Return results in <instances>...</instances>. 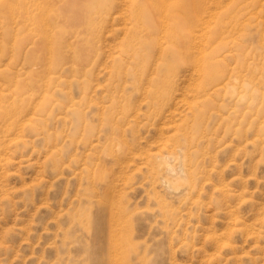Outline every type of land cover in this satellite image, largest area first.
<instances>
[{"label": "rangeland", "instance_id": "374dc122", "mask_svg": "<svg viewBox=\"0 0 264 264\" xmlns=\"http://www.w3.org/2000/svg\"><path fill=\"white\" fill-rule=\"evenodd\" d=\"M44 1L0 0V264H264V0H59L51 54Z\"/></svg>", "mask_w": 264, "mask_h": 264}, {"label": "bare ground", "instance_id": "6f19581e", "mask_svg": "<svg viewBox=\"0 0 264 264\" xmlns=\"http://www.w3.org/2000/svg\"><path fill=\"white\" fill-rule=\"evenodd\" d=\"M59 0H45L44 2H46V5L45 6H43V5H38V10L39 11H42L43 10V16H44V21H40L39 23L38 22H33V23H29V26L27 25V27H31V30H32V26L34 27L33 28V32H40V34H41V36H42V38H43V40L45 41V43H46V46L48 47L47 49V52L48 53H50L51 51L53 52L54 50H55V48H56V40H58L57 39V35L59 34V33H56V34H52V31H53V29L55 28L56 29V27H58L59 26V24L64 20V18L66 17V18H68L69 17V15H73V14H70V12L72 11H70V10H68L66 7H64V5H66V4H64L63 3V5L61 4H59L58 5V2ZM61 1H63V2H65L64 0H61ZM169 1H171V0H156V4L155 5H150V10L151 11H149V15L150 14H152V15H150V19H152V23L153 24H155V27L158 29V28H163L164 27V29L167 27V23L164 21V18H166V16H168V15H166L167 14V12L169 11V9H170V5H172V3H173V1L174 2H176V3H178V8H179V10L180 9H186V8H189V5H190V0H172L171 1V3H169ZM197 1V0H196ZM198 1H200V0H198ZM72 2V1H71ZM193 2H194V0H193ZM42 3V2H41ZM194 4V3H193ZM196 4V3H195ZM200 4H201V2H200ZM31 5H32V3H31ZM31 5H30V7H31ZM199 5V4H198ZM203 5H204V2H203ZM195 5H193V7H194ZM57 7H60V14L57 16V14L56 15H52L51 14V11L52 10H55V8H57ZM127 7V6H126ZM64 8V9H63ZM191 8V7H190ZM198 8V7H197ZM201 8V7H200ZM199 8V9H200ZM63 9V10H62ZM149 9V8H148ZM31 10V9H30ZM66 10V12H64ZM195 10V9H194ZM203 10V9H202ZM202 10H201V12H202ZM207 10H209L208 8H207ZM211 10V9H210ZM173 11H177L178 12V10L177 9H175V10H173ZM172 11V12H173ZM197 11V10H196ZM180 12V11H179ZM182 12V11H181ZM198 13L200 12V11H197ZM209 12V11H208ZM176 13V12H175ZM206 13H207V11H206ZM50 14L52 15V16H50ZM184 14V13H183ZM200 14V13H199ZM198 14V15H199ZM40 15V14H39ZM170 15H172V14H170ZM180 15H182L181 13H180ZM27 16V15H26ZM182 16H185V14L184 15H182ZM211 16V15H210ZM186 17V16H185ZM189 17V16H188ZM192 17V16H191ZM195 17H198V16H196L195 15ZM32 20L33 21H36L37 19V15H32ZM14 19V18H13ZM167 19L169 20V18L167 17ZM198 20H200L199 19V17L197 18ZM209 19V18H208ZM189 20H190V18H189ZM193 20V19H192ZM191 20V21H192ZM184 21V20H183ZM194 21V20H193ZM202 21V20H201ZM210 21V20H209ZM125 22V21H124ZM194 22H197V21H194ZM193 22V23H194ZM200 22V21H199ZM206 22V21H205ZM186 23H191V22H186ZM186 23H184V25H186L189 29H191V26L193 25V27L195 26V23L193 24L192 23V25H190V24H186ZM203 23V26H204V22H202ZM146 24V23H145ZM198 24V23H197ZM196 24V25H197ZM200 24H201V22H200ZM57 25V26H56ZM92 27V26H91ZM145 27V26H144ZM170 27H171V25H170ZM206 27H208V25L206 26ZM205 27V28H206ZM183 28V27H182ZM204 28V27H203ZM204 28V29H205ZM196 29H198V27L196 28L195 27V29L194 30H196ZM37 30V31H36ZM186 30V29H185ZM127 31V30H126ZM191 32H192V29L190 30ZM160 32H161V29H160ZM162 32H164V30L162 31ZM179 31L177 30V31H175L174 32V34L175 33H178ZM193 33V32H192ZM195 33V32H194ZM197 33V32H196ZM97 34V33H96ZM155 34H156V32H155ZM164 34V33H163ZM166 34V33H165ZM169 36V35H168ZM193 36H195L196 37V35H194L193 34ZM40 37V36H39ZM154 37V36H153ZM161 36H159V38H160ZM162 37H163V35H162ZM195 37H194V39H195ZM169 38V37H168ZM88 39H89V37H88ZM210 39V38H209ZM135 40H136V38H135ZM164 40V39H163ZM163 40H162V42H163ZM165 40H166V37H165ZM193 39H192V36H191V41H192ZM195 40H197V39H195ZM16 41V40H15ZM14 41V42H15ZM88 41V40H87ZM169 41H170V38H169ZM137 43L139 42V41H136ZM161 42V41H160ZM171 42V41H170ZM193 42V41H192ZM192 42H190V40H188L187 38H185L184 40H183V42H182V48L180 47L179 48V52H180V57H181V59L184 61V62H187V63H189L190 65H192V67H194V66H196L195 68L197 69V71H199V72H202V74H203V72L204 71H207V69H208V65H206L205 66V62H204V57H202V58H200V59H198V60H196V59H194L193 57H192V55H190V48H189V44L191 43L192 44ZM197 42V41H196ZM194 43V44H196L197 46H198V42L197 43ZM207 42V41H206ZM211 42V41H210ZM172 43H174L175 44V42H172ZM215 43H217V41H215ZM129 44H131V43H129ZM199 44H201L200 42H199ZM204 44V43H203ZM16 45V44H15ZM71 45V44H70ZM126 45V44H125ZM137 45V44H136ZM177 45V44H176ZM214 45V44H213ZM7 46V45H6ZM157 46V45H156ZM192 46V45H191ZM200 46V45H199ZM212 46V45H211ZM215 46V45H214ZM153 47V46H152ZM162 47V46H161ZM160 47V48H161ZM192 48V47H191ZM198 49H199V47H197ZM204 48H206V47H204ZM44 49H46L45 47L43 48V50ZM153 49V48H152ZM200 49L202 50V48L200 47ZM199 49V52H198V50H197V52L198 53H202V51ZM89 50V49H88ZM133 50V49H132ZM131 50V51H132ZM209 50V52H211L212 51V53H214L215 51H216V48L215 47H213L212 49H211V51H210V49H208ZM37 51H40L39 49L37 50ZM92 51V50H91ZM131 51H129V52H131ZM194 51H196V50H194ZM193 51V52H194ZM201 51V52H200ZM160 52V51H159ZM163 52V51H162ZM192 52V51H191ZM204 52V51H203ZM207 52V50L205 51V53ZM135 53V52H134ZM51 54V53H50ZM128 54V53H127ZM132 54V53H131ZM143 54V53H142ZM150 54H151V52H150ZM207 54V53H206ZM206 54H204V55H206ZM196 54H194V57H196L195 56ZM199 55V54H198ZM134 56V55H133ZM147 56V55H146ZM53 57V56H52ZM142 57V56H141ZM48 59V58H47ZM133 59V58H132ZM49 60V59H48ZM210 61H212V59L210 60ZM51 62V61H50ZM141 62V61H140ZM149 62V61H148ZM47 63V62H46ZM145 65H148V63L146 64V63H144ZM149 66V65H148ZM134 67V66H133ZM173 67V66H172ZM181 67H183V66H181ZM188 68H190V67H188ZM194 68V69H195ZM136 69V68H135ZM144 69H145V67H144ZM174 69V68H173ZM193 69V71H195ZM143 70V69H142ZM145 70H147V69H145ZM42 71V70H41ZM144 72V71H143ZM142 73V72H141ZM205 73V72H204ZM144 75H145V73H143ZM190 74V73H189ZM189 74H188V76L187 77H190L189 76ZM193 74V73H192ZM148 75V74H147ZM167 75V74H166ZM143 76V75H142ZM201 76V75H200ZM204 76V75H203ZM146 77V76H145ZM189 80H191L190 78H188ZM187 79V80H188ZM193 79V78H192ZM204 79V78H203ZM194 81H195V78L193 79ZM192 80V81H193ZM202 80V79H201ZM139 81H141V80H139ZM193 81V82H194ZM197 81V80H196ZM188 82V81H187ZM190 82V81H189ZM188 82V83H189ZM193 82H191V83H193ZM202 82V81H201ZM207 82V81H206ZM190 83V84H191ZM197 83V82H196ZM251 84V83H250ZM194 85V84H193ZM199 85V84H198ZM220 85V84H219ZM231 87L233 88V90H236L235 89V85H233L232 83H231ZM230 86V85H229ZM249 87L251 86V85H248ZM248 86L246 87V88H248ZM201 87V86H200ZM226 87V86H225ZM252 87V86H251ZM188 88V87H187ZM231 88V89H232ZM186 89V88H185ZM205 89V88H204ZM229 89H230V87H229ZM170 90H172V89H170ZM232 90V91H233ZM243 90V89H242ZM247 91H245V92H248V89H246ZM186 91V90H185ZM189 91H190V89H189ZM237 91V90H236ZM235 91V93H237ZM212 92V91H211ZM245 92L243 93V95L245 94ZM239 93V92H238ZM234 94V93H233ZM236 95V94H235ZM253 95V94H252ZM258 95V94H257ZM246 96H247V94H246ZM246 96H241V97H246ZM251 97H253V96H251ZM253 99H254V97H253ZM243 100H245V99H243ZM248 100H249V98H248ZM252 103H254V100H253V102ZM246 104H248V102L246 103ZM249 105V104H248ZM252 106L254 105V104H251ZM244 106V105H243ZM245 106H247V105H245ZM251 106V108H253ZM248 108V107H247ZM246 108V109H247ZM250 108V107H249ZM248 108V109H249ZM164 128V127H163ZM124 148V147H123ZM170 152V151H169ZM168 155V154H167ZM166 156V155H165ZM167 157V156H166ZM172 157L170 156V157H167L166 159H171ZM184 159V158H183ZM182 159V160H183ZM181 160V161H182ZM172 161V160H171ZM167 163V162H166ZM182 163H183V161H182ZM179 164V163H178ZM188 164V163H187ZM186 168V167H185ZM188 168V167H187ZM167 169L168 170H166V171H169V173L171 174H177L176 173V169L172 166V165H170V164H167ZM181 169H183L184 170V166L183 165H181ZM188 170V169H187ZM189 171V170H188ZM183 173H184V171H183ZM190 172H188V175H191L192 176V174H189ZM192 178V177H191ZM163 179V178H162ZM191 180V179H190ZM189 180V181H190ZM165 182V185H166V187H168V188H170V189H172L173 188V186L171 185V182L169 181V180H165L164 181ZM163 185V184H162ZM174 191V190H173Z\"/></svg>", "mask_w": 264, "mask_h": 264}]
</instances>
